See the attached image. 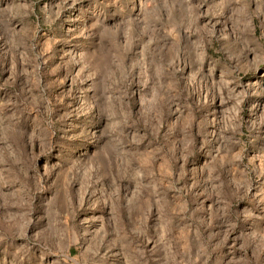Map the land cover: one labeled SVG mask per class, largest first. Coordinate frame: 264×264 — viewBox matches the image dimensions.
<instances>
[{"label": "rangeland", "instance_id": "374dc122", "mask_svg": "<svg viewBox=\"0 0 264 264\" xmlns=\"http://www.w3.org/2000/svg\"><path fill=\"white\" fill-rule=\"evenodd\" d=\"M0 264H264V0H0Z\"/></svg>", "mask_w": 264, "mask_h": 264}]
</instances>
